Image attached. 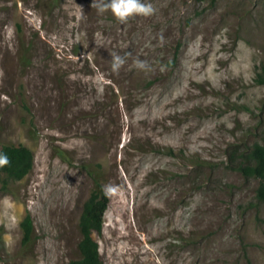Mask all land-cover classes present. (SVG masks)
Returning a JSON list of instances; mask_svg holds the SVG:
<instances>
[{
	"label": "rangeland",
	"instance_id": "374dc122",
	"mask_svg": "<svg viewBox=\"0 0 264 264\" xmlns=\"http://www.w3.org/2000/svg\"><path fill=\"white\" fill-rule=\"evenodd\" d=\"M142 2L155 13L120 24L93 0H0V149L34 153L0 184V264L79 258L97 182L104 264H264L259 181L240 170L264 142V0Z\"/></svg>",
	"mask_w": 264,
	"mask_h": 264
},
{
	"label": "trees",
	"instance_id": "16d2710c",
	"mask_svg": "<svg viewBox=\"0 0 264 264\" xmlns=\"http://www.w3.org/2000/svg\"><path fill=\"white\" fill-rule=\"evenodd\" d=\"M198 2H214L215 0H196ZM180 47V45H178ZM177 54L175 55V58ZM25 60V54H21ZM174 62V61H173ZM264 83V77H261ZM0 153L6 154L9 164L0 167V184L6 188L10 181L23 179L34 166V153L24 145L5 144ZM241 163L240 170L247 176L258 179L259 185L256 191V198L264 204V142L255 143ZM110 198L102 185L97 182L90 197L83 205L79 218V230L82 238L79 241L78 249L80 257L73 259L69 264H104L100 253L99 243L95 235H101L104 228V214L107 211ZM22 229V244L28 245L33 241L34 225L30 214H26L20 223Z\"/></svg>",
	"mask_w": 264,
	"mask_h": 264
},
{
	"label": "clouds",
	"instance_id": "9594fccd",
	"mask_svg": "<svg viewBox=\"0 0 264 264\" xmlns=\"http://www.w3.org/2000/svg\"><path fill=\"white\" fill-rule=\"evenodd\" d=\"M91 7L96 9L98 15H104L110 12L114 19L120 24H126L129 20L137 16H152L156 11L151 3H143L142 0H93ZM130 55L131 53H125L124 56L112 54L111 70L114 73H118L126 64ZM134 63L138 70H150V66L146 61L136 59ZM9 162L8 156L0 153V167L6 166ZM113 190L114 189L111 187L108 188L109 192Z\"/></svg>",
	"mask_w": 264,
	"mask_h": 264
},
{
	"label": "bare ground",
	"instance_id": "6f19581e",
	"mask_svg": "<svg viewBox=\"0 0 264 264\" xmlns=\"http://www.w3.org/2000/svg\"><path fill=\"white\" fill-rule=\"evenodd\" d=\"M57 166V165H56ZM65 173V172H64ZM56 179V178H55ZM58 190H59V188H58ZM54 191V190H53ZM57 193V192H56Z\"/></svg>",
	"mask_w": 264,
	"mask_h": 264
}]
</instances>
